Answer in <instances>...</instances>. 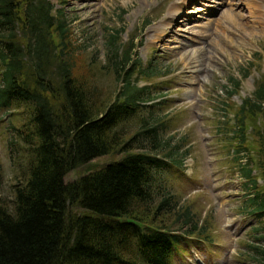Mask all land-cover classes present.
<instances>
[{"label":"trees","instance_id":"1","mask_svg":"<svg viewBox=\"0 0 264 264\" xmlns=\"http://www.w3.org/2000/svg\"><path fill=\"white\" fill-rule=\"evenodd\" d=\"M121 30L104 34L103 66L121 82L108 100L75 73L80 49H72L62 9L50 0H0V107L28 110L7 144L11 156L16 140L30 155L12 207L0 203V264H171L182 239L199 240L194 231L202 228L163 177L188 149L163 137L162 116L152 111L130 134L118 127L154 95L133 81L134 72H156L137 59L139 41L119 42ZM229 78L223 126L230 122L234 156L245 157L237 166L247 194L240 211L264 219V181L257 183L264 178V77L233 107L227 104L241 79ZM113 152L122 155L65 180L71 168ZM255 248L264 255V242Z\"/></svg>","mask_w":264,"mask_h":264},{"label":"rangeland","instance_id":"2","mask_svg":"<svg viewBox=\"0 0 264 264\" xmlns=\"http://www.w3.org/2000/svg\"><path fill=\"white\" fill-rule=\"evenodd\" d=\"M50 1L63 10L72 28V49H80L75 53V73L89 76L88 84L97 85L106 99H113L121 85L110 68L103 66L104 34L109 29L122 28L121 44L139 41L137 59L142 66L150 61L156 67L151 77L139 69L132 75L136 84L150 85L154 95L144 102L147 107L118 127L130 134L139 118L152 111L162 116L163 137H170L172 145L179 143L181 150L188 149L183 164L173 165L163 177L180 209H190L202 232L194 231L199 240L182 239L184 250L174 253L171 264H264V255L255 248L264 242V219L240 211L247 194L237 166L245 157L234 156V139L226 131L231 130L230 122L227 128L223 126L222 104L230 76L241 80L228 107L251 95L254 84L264 77V23L256 17L264 16V0H250L260 6L257 11L255 5L244 6L240 0ZM177 4L183 7L173 15ZM26 113L25 105L0 107V203L8 207H12L14 184L27 175L30 155L16 140L11 156L7 141L12 125H20ZM121 155L109 153L71 168L65 180ZM263 181L259 177L258 185Z\"/></svg>","mask_w":264,"mask_h":264},{"label":"bare ground","instance_id":"3","mask_svg":"<svg viewBox=\"0 0 264 264\" xmlns=\"http://www.w3.org/2000/svg\"><path fill=\"white\" fill-rule=\"evenodd\" d=\"M252 1H256V0H252ZM252 1H250V0H240V2H241V5H248V6H250V4H252V5H255L256 6V10L255 11H257V9H261L260 8V6L256 3V4H254V2L252 3ZM182 5H176V6H174V7H172L173 8V15H175V14H177V13H179L180 11H181V9H182ZM255 8V7H254ZM250 12V11H249ZM252 12V11H251ZM253 13V12H252ZM251 13V14H252ZM258 14V13H257ZM257 17V20H258V22H260V23H264V16H262V15H257L256 16ZM253 18H254V16H253ZM254 20V19H253ZM256 20V21H257ZM254 22H255V20H254ZM244 24V23H243ZM246 24V23H245ZM240 26V25H239ZM261 27H262V25H261ZM263 29V28H262Z\"/></svg>","mask_w":264,"mask_h":264}]
</instances>
